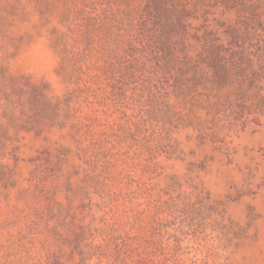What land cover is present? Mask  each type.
I'll use <instances>...</instances> for the list:
<instances>
[{
	"label": "rangeland",
	"instance_id": "374dc122",
	"mask_svg": "<svg viewBox=\"0 0 264 264\" xmlns=\"http://www.w3.org/2000/svg\"><path fill=\"white\" fill-rule=\"evenodd\" d=\"M0 264H264V0H0Z\"/></svg>",
	"mask_w": 264,
	"mask_h": 264
}]
</instances>
